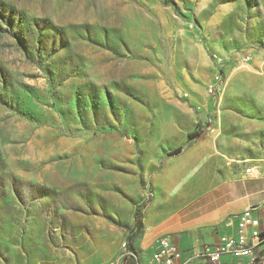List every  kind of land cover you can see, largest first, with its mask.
<instances>
[{
	"label": "rangeland",
	"instance_id": "rangeland-1",
	"mask_svg": "<svg viewBox=\"0 0 264 264\" xmlns=\"http://www.w3.org/2000/svg\"><path fill=\"white\" fill-rule=\"evenodd\" d=\"M193 145L264 177V0H0V264H129Z\"/></svg>",
	"mask_w": 264,
	"mask_h": 264
},
{
	"label": "crops",
	"instance_id": "crops-1",
	"mask_svg": "<svg viewBox=\"0 0 264 264\" xmlns=\"http://www.w3.org/2000/svg\"><path fill=\"white\" fill-rule=\"evenodd\" d=\"M199 148L193 145L182 150V158L201 165L197 172L190 173V183L167 206L154 199L144 209L143 230L134 241L141 256L139 264H150V253L163 236H169L183 251L213 246L221 237L235 233L236 222L228 218L247 208H255L259 218L255 254L257 264H264V177L251 178L245 173L239 176L230 167L227 149L222 146H216L215 153L201 152ZM224 262L231 260L225 258ZM246 262L243 259L233 263ZM190 264L209 263L198 259Z\"/></svg>",
	"mask_w": 264,
	"mask_h": 264
},
{
	"label": "built area",
	"instance_id": "built-area-1",
	"mask_svg": "<svg viewBox=\"0 0 264 264\" xmlns=\"http://www.w3.org/2000/svg\"><path fill=\"white\" fill-rule=\"evenodd\" d=\"M241 60L243 64L248 63L250 56H243ZM245 173L251 178L260 176V171L256 167L247 168ZM255 210V208H247L228 218L236 222L235 233L221 237L213 246L202 245L183 251L172 243L169 236H163L155 243L149 256V263L190 264L199 259L209 264H234V261L244 259L247 261L245 264H255V248L260 235L258 233L260 223ZM128 255L135 264L140 263V253L129 252ZM225 258L231 260V263L224 262ZM110 264H121V260L117 259Z\"/></svg>",
	"mask_w": 264,
	"mask_h": 264
},
{
	"label": "trees",
	"instance_id": "trees-1",
	"mask_svg": "<svg viewBox=\"0 0 264 264\" xmlns=\"http://www.w3.org/2000/svg\"><path fill=\"white\" fill-rule=\"evenodd\" d=\"M199 135H200L199 132L190 133L188 135V138L189 139H194V138L198 137ZM181 151H182V147H178L174 151H172L170 153V155H176V154L180 153ZM134 228H135V231L132 232L128 236L126 245H127L128 249L130 251H132L133 253H138L137 250L134 247V243L133 242L135 241V239H137L139 237V235L141 234L142 228H143L142 221H141V209H137L135 211V214H134ZM129 264H135V262L131 261ZM255 264H257V262Z\"/></svg>",
	"mask_w": 264,
	"mask_h": 264
}]
</instances>
